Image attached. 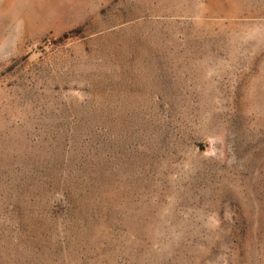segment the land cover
I'll list each match as a JSON object with an SVG mask.
<instances>
[{"label": "rangeland", "instance_id": "rangeland-1", "mask_svg": "<svg viewBox=\"0 0 264 264\" xmlns=\"http://www.w3.org/2000/svg\"><path fill=\"white\" fill-rule=\"evenodd\" d=\"M0 264H264V0H0Z\"/></svg>", "mask_w": 264, "mask_h": 264}]
</instances>
